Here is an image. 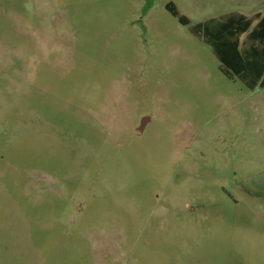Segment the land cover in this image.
<instances>
[{
    "label": "rangeland",
    "instance_id": "374dc122",
    "mask_svg": "<svg viewBox=\"0 0 264 264\" xmlns=\"http://www.w3.org/2000/svg\"><path fill=\"white\" fill-rule=\"evenodd\" d=\"M257 10L0 0V264H264V87L192 30Z\"/></svg>",
    "mask_w": 264,
    "mask_h": 264
},
{
    "label": "trees",
    "instance_id": "16d2710c",
    "mask_svg": "<svg viewBox=\"0 0 264 264\" xmlns=\"http://www.w3.org/2000/svg\"><path fill=\"white\" fill-rule=\"evenodd\" d=\"M169 9L178 15L175 6ZM254 18L233 13L222 18H211L193 25L195 36L209 43L221 62V70L231 78L239 77L254 89L264 86V16ZM181 22L190 24L185 17ZM246 34L244 40L241 37Z\"/></svg>",
    "mask_w": 264,
    "mask_h": 264
},
{
    "label": "crops",
    "instance_id": "0c3cea01",
    "mask_svg": "<svg viewBox=\"0 0 264 264\" xmlns=\"http://www.w3.org/2000/svg\"><path fill=\"white\" fill-rule=\"evenodd\" d=\"M233 13L241 14V15L247 16V17H249V18H254V22H253L254 25H256V24L258 23V21H259V18H255V16H256L258 13H260L262 16H264V11H262V10L254 11L251 15H249V14H245V13H242V12H238V11L232 12V13H230V14H233ZM230 14H229V15H230ZM224 16H225V15H224ZM220 17H222V16H220ZM212 18H218V17H212ZM209 19H211V18H209ZM209 19H208V20H209ZM245 36H246V34H244V35L241 37V40H244ZM258 87H262V88H263L264 86H260V85H258V86H256L254 89H256V88H258Z\"/></svg>",
    "mask_w": 264,
    "mask_h": 264
}]
</instances>
